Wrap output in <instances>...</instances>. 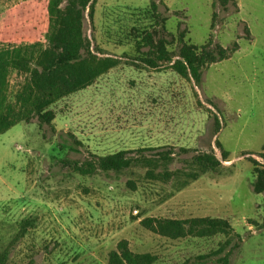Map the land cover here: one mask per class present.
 Returning <instances> with one entry per match:
<instances>
[{"label": "rangeland", "instance_id": "374dc122", "mask_svg": "<svg viewBox=\"0 0 264 264\" xmlns=\"http://www.w3.org/2000/svg\"><path fill=\"white\" fill-rule=\"evenodd\" d=\"M24 1L0 0V16ZM235 1L225 9L219 0L216 7L213 0H95L93 17L87 9L84 32L92 48L121 62L58 102L53 126L40 127L35 119L0 134L6 264H110L122 239L135 252L156 254L159 264H222L230 250V264H264V193L253 191L250 158L263 160L264 0ZM152 2L168 19L167 31L177 35L181 22L187 40L203 44L212 36L230 49L228 58L205 68L200 85L168 64L154 69L135 59L137 34L156 25ZM23 79L11 74L10 93ZM217 139L229 160L178 189L194 154L214 151L223 158ZM141 148H154L148 155L175 152L155 176L143 166L93 175L74 169L92 155ZM166 169L176 175L165 180ZM206 216L227 218L234 232L172 239L141 224L146 217ZM25 220L30 225L21 235ZM229 238L225 250L213 254Z\"/></svg>", "mask_w": 264, "mask_h": 264}, {"label": "trees", "instance_id": "16d2710c", "mask_svg": "<svg viewBox=\"0 0 264 264\" xmlns=\"http://www.w3.org/2000/svg\"><path fill=\"white\" fill-rule=\"evenodd\" d=\"M227 9L235 0H219ZM213 0V7H216ZM153 17L156 25L144 29L136 36V60L146 67L158 69L168 64L181 77L194 80L200 85L205 68L220 62L230 55V49L221 43H214L211 36L203 44L186 39V31L179 33L167 31V18L158 12L156 2H152ZM93 17L95 0H26L0 16V134L20 122H32L37 119L40 127L53 126L57 117L55 105L66 97L84 90L95 83L102 75L118 66L122 57L104 54L100 49L92 48L91 41L85 36L84 22L86 11ZM216 13H213L211 28L216 25ZM138 29H136L137 31ZM247 37L251 36L248 27ZM16 71L24 75L20 87L10 93V76ZM216 131L222 123L216 115ZM74 136V135H73ZM75 138V136H74ZM80 143V141H77ZM222 151L220 159L214 151L198 152L192 156L190 171L184 173L178 189H183L202 174L216 171L229 160V153L222 142L216 140ZM154 148L123 149L106 155H92L83 162H75L74 169L82 175H93L98 171L120 173L134 166L148 167V173L155 176L160 163L166 165L175 152L172 149L146 154ZM254 154L253 152H251ZM247 154V153H246ZM259 161L253 157V191L264 193V145ZM165 180L176 173L167 169L161 173ZM141 224L156 233L172 239L186 236L214 237L218 234L231 235L232 223L222 217L169 218L146 217ZM29 220L23 221V234ZM240 237V235H237ZM228 239L213 254L218 255L230 244ZM240 246L235 243L233 247ZM9 250L0 254L1 264H6ZM231 250L219 258L222 264H230ZM159 257L151 252H135L127 239L118 242L117 248L109 254L110 264H159Z\"/></svg>", "mask_w": 264, "mask_h": 264}]
</instances>
